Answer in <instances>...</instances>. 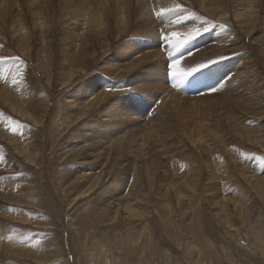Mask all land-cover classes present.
I'll return each mask as SVG.
<instances>
[{
	"label": "rangeland",
	"instance_id": "1",
	"mask_svg": "<svg viewBox=\"0 0 264 264\" xmlns=\"http://www.w3.org/2000/svg\"><path fill=\"white\" fill-rule=\"evenodd\" d=\"M144 1L147 5H151L150 16L158 17L159 14L153 15V11H156L155 0ZM202 1L188 0L190 5L187 6L185 0H174L176 5L172 11L181 8L183 21L192 18L200 19L199 15L204 16L206 13L201 10ZM204 1L211 17V20L208 18L210 24L212 22L215 25L211 27L213 31L208 29L207 33L203 32L194 40H189V36L186 39V35L181 34L177 36L170 34L167 40L159 39L166 63L171 65L175 60L178 65L177 62H182L183 58H192L197 55L214 38H220L222 32L227 34V29L225 31L217 28L221 26L225 17L233 18L236 32L234 41L237 40L235 45L237 49L227 52L222 46L219 47L215 55L205 56L207 59L203 68L198 67L199 64H203L199 62L188 67L186 60V64L184 62L181 64L188 68L185 72L178 73L179 69L176 67V74L173 76L172 70H167L170 73L167 75L169 88L189 96L191 101L178 108L176 104L179 101L168 99L170 94L160 95L161 101L157 99L156 102L155 100L151 102V106H147L149 107L147 114L136 120L142 128L153 132V141H159L160 147L156 151H152L151 154L142 152L133 157L128 153L129 150L127 153L113 150L114 144L110 146L102 144V148L100 144L95 147L92 156V169L89 170V176L102 170L104 181H107L112 177H133L135 172L132 171L140 173L144 182H138L140 197L132 200V205L128 209L142 217L129 220L126 215L121 218L115 217L114 212L110 211L111 206L120 205L119 208L122 209L133 199V196L124 198V193L122 197L115 195L100 199L88 197L69 200L68 197L73 198L77 192L70 193L68 190H62L58 184L57 172L67 170L69 173L70 171L78 172V169H83L80 167L82 157L76 156L68 162L62 161L61 155L55 151L56 141L53 134L50 142H47L44 136L40 144L43 154L51 153L47 159L46 172L36 165L26 163L0 133V227L5 233L0 237V241L7 250L0 252V264H43L39 259L45 260L44 264H264L261 255L264 251L260 249L261 253H254L256 250L254 234H251L250 229L247 230L250 226L264 241V190L258 193L255 186L256 178H259L261 185L264 186V105L258 103V98L264 94V84L258 82L261 85L255 88V82L252 81L256 76L257 81H264V0ZM84 2L89 4L88 8H85L88 9V13L92 9L88 14L89 18L79 16L78 19L72 20L71 14H68L69 18L59 25L57 17L61 15V12L48 15V9H46L48 0H0V51L3 52L0 53V93H4V90L9 92L18 86L17 74L14 75V79L11 77L13 79L11 81L10 76L13 71L9 72L10 65L18 64L19 69L23 67L24 72L28 74L26 82L34 88L36 97L38 92H43L41 89L45 88L46 92H43V95L49 100L46 108L58 102L56 107H51L49 110L51 123L58 120V113L62 110L59 104L65 101V97H60L62 87L48 85L43 79L40 80V73L32 71L27 55L34 49L33 62L37 63L43 46L42 41L45 38L43 34L45 30L49 31L47 39L51 43L58 33L56 31L61 29L66 30L70 36L75 33L85 38L84 34L89 29L84 22L89 23L91 18L101 12L100 17L98 16L101 22L110 23V18L118 14L116 6H102L103 3L100 0H84ZM128 2H132L133 12H136V8L139 10L144 8L142 4L140 5V0H128ZM3 4L5 8L1 7ZM126 8L128 9L127 6ZM252 8L257 12L256 21L249 26L245 18L238 17L237 14L247 15ZM168 12H164L163 15ZM110 14L111 16L107 17ZM190 14L193 17H190ZM217 16L223 18H217ZM47 18L51 26L43 24ZM168 18L167 23L157 27L158 32L182 27L183 21L180 19H178L179 23L173 16ZM171 18L175 20L171 21ZM16 19H19V23L13 25L12 21ZM135 20L136 18H132V21ZM213 20H217L219 25L216 26ZM200 22L203 25V21ZM106 26L102 28L105 29ZM21 27H25L29 32V39L26 38L24 41L26 50L22 49L21 44L13 36V32L15 30L20 32ZM249 27H251L250 32H248ZM131 35L132 33H128L126 39L128 42L125 40L123 47L129 46V42L136 39V42L139 40L140 44L143 42L148 44L143 53L153 50L152 40L145 35L133 37ZM65 38L66 35L62 40ZM155 43L159 48V42L156 39ZM184 48L186 52L182 53ZM247 49L249 50L247 54L250 64V82L245 84L237 79L239 81L228 88L227 84L236 78L237 73L245 70L242 65L245 58L242 61L240 59L244 56L242 54L244 50ZM176 55H183V57ZM229 55L232 57L227 58ZM250 59L255 61L256 68L253 67ZM12 61L14 62L10 63ZM122 61L124 62V59ZM213 61L216 62L213 63ZM239 62L241 65L238 69L232 71V65ZM192 69L195 70L190 71ZM198 71H204L206 73L202 74L208 75L197 76L200 74ZM193 73L195 74L191 75ZM187 77H196L194 80L207 86L194 88L189 82L187 90H182L181 85L185 83ZM173 79H175L174 85ZM105 83L108 90L110 88L116 91L113 87L119 86L115 81ZM68 86L69 84L65 87ZM143 92L148 90H140V95H143ZM134 97L139 96L134 94ZM2 108L5 110L6 106L2 105ZM6 117L3 119L6 123L3 125L4 129L22 143L26 141L28 131L33 129L37 128L40 137L43 136L38 125L30 122L23 123L16 115ZM3 121L1 123H4ZM186 123L190 124V130H188L190 135L193 132V126L197 129L202 127L201 125L204 126L206 130L196 137V139L203 137L202 143L192 144L188 139L189 132L185 130ZM58 126L62 130V124L58 123ZM125 126H128V123ZM256 135L260 137V141L257 140ZM123 136L119 135L110 143L123 139ZM66 141L60 145L61 148L64 149L71 144L72 139ZM81 141L83 140L74 138V143H79L78 147H82ZM143 141L140 142L144 144L151 142L150 139ZM96 159L98 165L95 164ZM179 160H182V163ZM214 162L216 165L219 163L220 166L229 165L231 171L222 169L219 172V181L211 185L212 188L206 164L212 168ZM178 163L182 166L175 165ZM174 165L177 167L174 168ZM177 168L179 173L178 170L175 171ZM185 172L192 173L194 176L189 182L184 183L187 190L182 192L183 202L178 203L174 195L163 197L156 194V188L162 177L168 178L171 174L176 189L180 183L183 184ZM226 176L233 177V180L229 179L227 185L224 181ZM132 181L127 183L126 193L133 186ZM22 182L28 184H22ZM194 184H198V190L193 191ZM204 184L206 192L203 189ZM19 188L34 190V194H28L31 198L28 202L36 206L41 201L42 206H30L33 210L21 207L17 201L20 193L15 191ZM226 200H230L234 205L224 210L220 207L213 208L214 203L218 201L224 203ZM164 204L167 210L161 212L160 206ZM235 205L239 206V210L234 208ZM241 209L246 211L244 218L241 215ZM222 211L226 222L216 215V213L221 214ZM19 217H23L31 224L41 222L43 226L42 228L26 226L17 220ZM228 220L230 224L227 223ZM7 228L11 230L9 234L5 232Z\"/></svg>",
	"mask_w": 264,
	"mask_h": 264
},
{
	"label": "bare ground",
	"instance_id": "2",
	"mask_svg": "<svg viewBox=\"0 0 264 264\" xmlns=\"http://www.w3.org/2000/svg\"><path fill=\"white\" fill-rule=\"evenodd\" d=\"M100 1H102L103 3L102 6L114 5L116 6V9H118L117 12L118 14L115 15L116 14L115 13L114 14L115 16L110 18L111 19V21H109L110 23L101 22L100 18H98V16L100 17L101 15L100 12L97 16L95 15L94 18H91V20H89V23L84 22V24H86L89 29L88 32H86L87 34L86 33L84 34L85 38L75 33H73V35L70 36L66 32V30L64 31L61 29L56 31L58 33H56L52 43L47 39L49 38V31L45 30L43 32L45 38L42 41L43 46L37 63L35 64L33 62L34 51H35L34 49L27 55L28 62L29 65L31 66L32 71L40 73L39 76L40 80L43 79L45 82H47L48 85H52L55 87H62V92H61L62 95H60V97H65V101L59 104V107L62 110L58 113L59 114L58 120L52 122L53 123L52 124L50 119V111H49L51 107H56L58 102H54L53 104H51L52 106L49 105L46 108L47 106L46 104L49 100L46 96L43 95V92H46L45 88L41 89L43 92L41 93L38 92V96L36 97L34 88H31L29 86L30 83L26 82L28 74L24 72L23 67L19 69V67L17 66L18 64L15 65L13 63L14 61H12L10 63H13V65H10L9 72L11 71L13 72L10 76V79L11 81H13L14 75L17 74L16 82L18 86L9 92L7 90H4L5 91L4 93L3 92L0 93V133L1 136L5 138V140L8 142V144L13 147L15 153L23 157L26 163L36 165L39 168H42L43 171L46 172H47V159L49 158V155L51 153L43 154L41 152L42 148L40 144L44 136H45V140L47 142H50L51 135L53 134L56 141L55 151L57 154L61 155L62 161L68 162L69 159L71 158L74 159V157L76 156L82 157V163L80 164V167H82L83 169H78V172L75 173L71 171L69 173L68 170L66 172L65 171L57 172L58 175L57 180L60 188L62 190H68L70 193L72 191H73L72 193L77 192V194L73 198L68 197V199L77 200L88 197H92L93 199H100L105 197H113L115 195L122 197L124 193V198L127 196H133V199H131V201L128 202L122 209L119 208L120 205L111 206L110 211L114 212L115 217L121 218L124 217V215H126V217H128L129 220H137L142 216L140 214L132 212L133 210L128 208L129 206L132 205L131 203L132 200H134L136 197H140L139 194L141 192L138 188V184H139L138 182L139 181L143 182L140 173L138 174L136 171H132L135 172L133 177H114V178L112 177L111 180H107V181L106 180L104 181V176H103L104 172L102 170L97 171L96 173L91 174L89 176L88 175L90 173L89 170L92 169V162H93L92 156L95 147H98L100 144H101L100 148H102V144H107L109 146L114 144L112 146L113 150L126 151V153L129 150L128 153L131 154V156L133 157L138 156L142 152L151 154L152 151H156V149L160 147V145L158 144L159 141L158 140L153 141L152 139L154 136L153 132L147 130L146 128H142L141 124H139L138 121L136 120L147 114L149 108V107L147 108V106L148 105L151 106L150 103L154 102V100L156 102L157 99H159L160 95L170 94L168 99L172 98V100L179 101L176 104L178 108L186 105L191 100H189L190 99L189 96L183 93L181 94L179 92H175L173 91V89L169 88L170 85H168L167 82V78H168L167 75L170 73H168L167 70L168 69L172 70L171 68L172 64L169 65L168 63H166V57L162 53L163 49L162 50L160 49L159 39H164L165 36L168 37L170 34L173 35L174 33L175 35L173 36H177L180 34L186 35L185 38L187 39V36H189L192 29L194 28L203 29L207 27L209 30H212L211 27H214L215 25L212 24V22L210 24L211 17L209 16V11L206 10V5L204 4L205 2L204 0L202 1L203 6H201V10H203V12H206L205 15L204 16L199 15L201 17L200 19L192 18L191 20L188 19L186 20L185 18L186 21L181 20L184 19L182 18L183 13H181L182 11H180L181 8L180 10L178 9L172 11V8L175 9V5H176L174 0H155L154 8L156 7V11H153V15L159 14L158 17L156 18L155 16L152 17L150 16L149 9L151 8V5H147L146 1L144 0H140V5L142 4L144 8L141 10L136 8L135 9L136 12L132 11V2H128V0H113V1L100 0ZM187 1L188 0H185L186 2L185 5L188 6L190 4ZM88 6L89 4H86L84 0H81L80 2L79 0H48L46 9H48V15L50 13L61 12L62 16L59 15L57 17L58 24L61 25V23L65 22L69 18L68 14H71L70 18L72 20L78 19L79 16L83 18L84 17L89 18L90 15L88 14L92 9H90L88 13L87 12L88 9H85L88 8ZM126 6L128 7V9L126 8ZM1 7L5 8V5L3 4ZM166 11L169 12L166 15H163L164 12ZM188 11H190V9ZM197 11L203 13L200 10ZM171 12L174 13L171 14ZM256 13L257 12L253 8L247 15H243V16L239 13L237 14L236 12L238 17L240 16L241 18H245L244 20L247 24H249V26L253 25V23L256 21ZM191 15L192 14H190V17H193ZM110 16L111 14L108 15L107 17ZM159 16L161 18H159ZM168 16L170 17L173 16V18L175 17L176 21L178 19H180V21H183V23H181L182 27L171 28V29L166 28L167 30L158 32L159 29H157V27L159 25L161 26L162 24L167 23V21L169 20ZM132 18H136V20L132 21ZM173 18H171V21L175 20ZM217 18H223V17L217 16ZM47 20L48 18L46 19V21ZM46 21L43 24L46 23V25L49 26L50 21L47 22ZM200 21H203V25H201ZM213 21L216 24V26L219 25L218 24L219 22L217 20H213ZM18 23H19V19H16L14 22L12 21L13 25H17ZM104 25H107L105 27L106 30L103 29ZM220 25L221 26L217 28L224 29L225 31L228 30L227 34L226 33L223 34L224 32L221 31L222 34L220 35V38L218 39L214 38L212 41L209 42L210 44H208L206 48L201 49V51L198 52L197 55L193 56L192 58L191 57L190 58L187 57L185 59L183 58V60L181 61L186 64V60H187L188 67H191L193 66L192 64L196 62L204 64L205 60L207 59V57L205 58V56L210 54L215 55L217 49L221 46L227 52L231 51L232 49L233 50L237 49V47L235 46L237 40L234 41V36L236 32L234 30L233 18L225 17V19L222 20V23ZM72 26L73 25H71V27ZM59 27L60 26H58V28ZM250 31H251V27H249L248 29V32ZM128 33H132L131 37L145 35L147 38L152 40L151 46L153 50L146 51L143 53L144 49L147 48L148 44L146 42L140 44L139 40H137L138 42H136V39L133 42H129L130 43L129 46L123 47L125 40L128 38L127 37ZM202 33L203 31L201 32V35ZM57 35H60V37L57 38L56 37ZM65 35L66 38L62 40L63 37H65ZM13 36L15 37L17 42L21 44L22 49L26 50L24 41L26 38L29 39L28 30L25 27H21L20 32L17 30L13 32ZM155 39L157 42H159L158 43L159 48L156 46L157 43H155ZM97 44H99V46L96 47ZM248 51H249L248 49L244 50V53H242L244 54V56L241 57L240 59V61H242L245 58L244 62L242 63L245 70L237 73L236 78H234L233 81H230L227 84L228 88L233 87L235 85V82L239 81L237 79H240L241 82H245V84H249L250 64H249V57L247 54ZM185 52L186 50L184 48L182 50V53ZM0 53L3 52L0 51ZM229 57L232 56L231 55L227 56V58ZM123 59L124 62L122 61ZM182 62H177L178 65H176V67H178L179 69L178 73L185 72L186 69H188L186 66L181 65ZM23 65L24 64H22L21 66ZM239 65H241L240 62L239 64L232 65V71L237 70ZM252 65L253 67H255L254 60L252 61ZM183 67H185L184 70H182ZM256 78L257 76L252 80L255 82L254 85L255 88H257L261 84H264L263 80L257 81L258 79ZM18 79H19V83H18ZM110 81L111 82L115 81L116 83L119 84L118 87H113L116 91L108 92V89L106 88L107 86H105L106 84L105 82H110ZM258 82H262V83L258 84ZM67 84H69L68 86L69 88L65 87ZM174 84H175V79H173V85ZM107 85L111 86L110 84ZM146 89L148 90V92H143V95H140L139 91ZM134 94H137L139 97L135 98ZM159 100L161 101V99ZM39 101L40 103H38ZM258 103L264 105V94L260 95V97L258 98ZM2 105L6 106L5 110L2 108ZM15 115L19 116V119L23 121V123L30 122L32 124L38 125L39 126L38 128H40V130L43 132V136L40 137L37 128L33 129L32 131H28L26 135V141H23L24 143H22V141L17 139V137L10 135L8 133L9 131L7 129L5 130L3 127V125L6 124L3 121V119H5L6 116L11 117ZM1 121H3L4 123H1ZM58 123L62 124V130L61 127L58 126ZM126 123H128V126H125ZM189 125L190 124L188 123L185 124L186 131L190 130ZM201 126L203 128L199 127L198 129L193 126L192 127L193 132L191 135H190V131H188L189 132L188 139L192 142L193 145L195 143H202L203 137L196 139V137L200 136L206 130L203 125ZM129 129H133V131H129ZM119 135H124L122 137L123 139L117 142L110 143L112 140L118 138ZM74 138H79L83 140L81 141L82 147H78L79 143H74ZM256 138L258 141H260V137L258 135H256ZM145 139H150L151 142L145 144L140 142L143 140L145 141ZM66 140H70L71 144L68 143L69 145H67V147L63 149L60 147V145L64 143V141ZM212 154H211V158L214 157ZM175 156L176 155L174 154V157ZM179 161L181 162L182 160ZM106 162H110V161L106 160ZM181 163L175 165L179 166V164L181 165ZM215 163L216 162L212 163V168L209 164H206L208 168L207 171L209 175V180L211 181L210 186L214 185L215 182L219 181V172L222 169L227 172L231 171L229 170L230 169V167H228L229 165L220 166L219 163L217 165ZM95 164L98 165L97 159L95 160ZM101 165H105V164L101 163ZM175 165L174 168L177 167ZM178 168L175 169V171L178 170ZM179 172L180 171L178 170V173ZM185 173H186L185 176L183 175L185 178L182 182L183 184L180 183L179 187H177L176 189L174 188V181H172L171 174L168 176V178L162 177L156 188V194L163 195V197L166 195L168 196L174 195L178 203L183 202V199L181 198L183 197L182 192L185 189L187 190L184 183L189 182V180L193 179L194 176V174L192 173H188V172ZM182 174H184V172ZM82 175H85L86 177H83ZM230 178L233 180V177L226 176V179L224 180L226 185ZM131 180H133L132 181L133 186L130 187V189L126 193L127 183H129ZM22 184H28V183L22 182ZM217 184H219V182ZM255 186L257 188L258 193L263 192L264 186L261 185V180L259 178L255 179ZM216 187H218V185ZM51 188L53 187L51 186ZM212 188L210 189L213 190ZM203 189L204 192L207 191L205 184L203 185ZM194 190H198V184L193 185V191ZM15 191H18L20 193L17 201L19 202V204H21V207H25L33 210V207L30 208V206H35V205H32L28 202V200L31 199L28 196V194H34L35 193L34 190L19 188L16 189ZM230 205H234L233 202H231L230 200H226L224 203L218 201L214 203L213 208L216 209L220 207V209L224 210L225 208H228V206ZM41 206H42L41 201H39V203L35 207H41ZM166 208L167 207L165 204L161 205L160 206V209L162 210L161 212H165L167 210ZM234 208L236 210H239L238 205H235ZM89 210L91 211V209ZM216 215H218V217L221 220H223V222H226L224 219L223 211L221 212V214L216 213ZM241 215L243 218L245 217L246 215L245 209H241ZM17 220L26 226L32 225L33 228H37V227L42 228L43 226V223L41 222L34 223L31 221L33 224L28 223L23 217H19L17 218ZM70 220H71V216H70ZM227 223L230 224V221L228 220ZM9 229L10 228H7V230L4 231L9 234L11 232V230ZM247 230H249L252 235L254 234L253 238L256 241V250L254 251V253L255 254L261 253L259 251L260 249H263L262 250L263 252L264 245L262 243H264V241L260 239L259 235L255 231H253L250 226L247 227ZM3 233L4 232L0 227V237L2 236ZM2 251H7V250L3 242L0 241V252ZM261 255L262 258L264 259L263 256L264 252L261 253ZM39 261L42 262L43 264L45 262V260L43 259H39Z\"/></svg>",
	"mask_w": 264,
	"mask_h": 264
},
{
	"label": "snow or ice",
	"instance_id": "3",
	"mask_svg": "<svg viewBox=\"0 0 264 264\" xmlns=\"http://www.w3.org/2000/svg\"><path fill=\"white\" fill-rule=\"evenodd\" d=\"M202 31L203 32H207L208 31V28L205 27L203 29H200V28H194V29H192L191 32H190V34H189V40L196 39L201 34ZM173 35H175V33ZM164 39L167 40L168 37H165ZM185 43H187V41ZM215 62L216 61H213V63H215ZM198 67L203 68V67H205V64H200V65H198ZM171 68H172V73L171 74L173 76H175V74H176L175 73V69H176V62H175V60L173 61L172 65H171ZM194 70L195 69H192L190 71H194ZM108 91H113V89H109Z\"/></svg>",
	"mask_w": 264,
	"mask_h": 264
}]
</instances>
